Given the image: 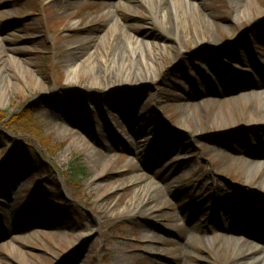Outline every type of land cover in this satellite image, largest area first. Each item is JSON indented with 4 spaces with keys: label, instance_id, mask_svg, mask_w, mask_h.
I'll return each instance as SVG.
<instances>
[{
    "label": "rangeland",
    "instance_id": "374dc122",
    "mask_svg": "<svg viewBox=\"0 0 264 264\" xmlns=\"http://www.w3.org/2000/svg\"><path fill=\"white\" fill-rule=\"evenodd\" d=\"M190 1L226 28L208 27L215 41L199 43L192 11L186 19L189 27L180 34L184 48L176 54L173 38L163 36L147 0H0V77L4 71L14 73V58L44 85L27 88L25 82H32L28 76L0 79V86L11 91L0 102V264L248 260L207 245L206 239L221 226L241 229L245 237L264 245L259 224L264 181L261 172L249 174L244 166L249 154L264 161V149L259 148L264 122L239 112L262 105L257 100L244 104L243 98L248 92H264V0H253L257 17L249 14L231 24L229 0ZM109 10L131 35L140 39L148 33L162 42L165 53L153 78L106 70L101 56L111 52L113 38L121 47L124 42L109 29ZM89 54H96L100 84L93 85L86 73L68 82V62L83 69ZM201 80L207 84L201 86ZM10 81L17 83L15 90ZM206 100L230 105L227 128L199 121V114L208 118L213 112L214 107H205ZM186 103L198 108L185 109ZM133 131L141 134L138 140L132 138ZM12 150L15 156L7 158ZM19 152L40 163L24 172ZM236 156L240 159L232 161ZM72 163L81 165L82 172L73 173ZM137 172L172 186L164 187L168 199L158 201L155 212L128 214L135 189L131 178ZM34 178L44 183L40 186ZM57 191L67 202V221L58 204H44ZM206 194L210 197L203 204ZM226 211H233L232 218ZM192 221L200 225L194 232L189 229ZM147 233L160 238L153 244L160 248L158 254L149 252L150 243L142 237ZM192 235L205 239L185 245Z\"/></svg>",
    "mask_w": 264,
    "mask_h": 264
},
{
    "label": "bare ground",
    "instance_id": "6f19581e",
    "mask_svg": "<svg viewBox=\"0 0 264 264\" xmlns=\"http://www.w3.org/2000/svg\"><path fill=\"white\" fill-rule=\"evenodd\" d=\"M244 0H229V5L233 10V17L232 20L229 19L227 24H231L236 22L238 19L246 17L247 15H253L252 19L257 17V5L253 2V0H249L250 3L246 5L243 2ZM148 8L152 11L153 15L155 16L157 22L161 23V28L163 29V36L165 38H173L174 45L171 46L172 50L175 51L177 54L179 51H182L184 48V40L180 35L182 32L186 31V28L189 27V23L187 22V16L189 13L193 11L195 15H197V26L196 36H200L199 43L208 42L212 43L215 40L213 39V33L209 31L208 27L216 26L219 27V30L223 31L226 26L217 23V21L212 20L210 15L203 11L199 4L193 3L190 0H147ZM246 2V1H245ZM117 9V8H116ZM115 9V10H116ZM114 11V10H113ZM113 11L109 10L107 14V21L109 22V29L115 34L120 35L123 37L124 42L121 44L119 43L117 38H113L111 42L112 50L110 53L104 54L101 56V59L106 62V70L109 73H124L126 75L133 74V72H137L138 74H144L146 78H153V75L157 72V67L159 66V59L164 56V49L162 47V42L154 40V38L149 37L148 33H144L140 36V39L131 35L127 30L122 29L121 25H118V20L115 18ZM131 29L134 28L133 24H130ZM115 36V37H116ZM161 40L164 37L159 36ZM149 38L152 40L150 41ZM205 43V45H208ZM211 46V44L209 45ZM96 54H89L87 58L82 63L83 69H80L81 66L75 65L72 62H68L66 65V75L67 81L73 82L75 79L78 78L80 73L90 74V80L93 85H99L100 83V76L95 68L94 60L96 59ZM175 55V54H174ZM99 57V56H98ZM207 57H205V60ZM11 64L14 65V73L11 74L8 71H4L2 73V77L0 79H9L11 77H19L21 79H25L26 76L30 77L32 80L29 82H25V86L28 88L33 85L36 88H44L43 83H41L33 74V72L27 67L24 62L18 61L17 59L11 58ZM11 74V75H10ZM114 77V76H112ZM114 79V78H112ZM217 80V78H216ZM202 83H199L201 86L207 84L205 80H201ZM9 87L11 90H15L17 85L16 82L10 81ZM0 86V102L5 101L8 97H10L11 91L8 87ZM24 84L18 86L19 90L24 89ZM109 84H107V87ZM262 98V99H261ZM258 101L260 104L259 107L254 105L245 106L244 109L239 110L240 113H245L247 115H255L258 116L257 119L259 123L264 122V92H248L246 93L245 97L243 98V103L247 104L250 101ZM205 107L208 108L209 106L214 107L212 114L206 118L203 114L198 115V119L201 123H206L207 120H211V125H218L220 130L227 128L229 124V117L232 113V110L229 106L224 105L225 100H219L213 104L212 100L205 101ZM212 103V105H210ZM216 105V107H215ZM185 109L189 107L192 110H196L198 106L192 105V103H186L184 105ZM224 108L225 111L222 112ZM63 134L66 131H62ZM141 134L138 132H132V138L134 140H138ZM239 151V150H238ZM227 158L229 155L224 153ZM237 155L239 153H236ZM231 159V158H230ZM240 159V157H233L232 161L236 162ZM245 170L249 174H257L261 172V178L264 181V161H256L254 157H251L249 154L247 156V160L245 162ZM261 181V182H262ZM131 182H134L135 189L133 191V201L130 202L127 206L128 214H149L151 212L157 211L159 208L156 205L158 201L161 199H168L167 195L163 193L164 187L169 188L171 190L172 186L168 184L159 185L157 181L148 180V177L144 176V174L136 173L132 178ZM263 183V182H262ZM171 192V191H170ZM169 192V195L171 194ZM209 194L203 198V204L207 202L209 199ZM225 214H230L229 218H231L232 211H226ZM264 215V211H263ZM200 225L198 222L192 221L189 224V229L191 232L192 230L199 229ZM219 233H215L213 236L206 239L207 245L213 247L217 253H220L222 249L228 252H231L235 258H239L241 256H247L248 260L246 261H239L235 264H264V245L259 246L253 240L250 235L247 237L244 236V233L241 232V229H227L222 228ZM237 232L236 236H231L233 233ZM231 234V235H230ZM194 237L186 238L185 245L194 246V240L198 239H205L204 237H198V235H192ZM142 237L149 241L150 246L148 250L152 254H158L160 250L159 247L154 246L153 244L157 242H161L160 238L152 237L147 234H143ZM249 239V240H248ZM179 250V249H178ZM259 251V252H258ZM258 252L259 254L256 255ZM189 254L188 252H185ZM222 261H224L223 253L219 255Z\"/></svg>",
    "mask_w": 264,
    "mask_h": 264
},
{
    "label": "trees",
    "instance_id": "16d2710c",
    "mask_svg": "<svg viewBox=\"0 0 264 264\" xmlns=\"http://www.w3.org/2000/svg\"><path fill=\"white\" fill-rule=\"evenodd\" d=\"M15 151H11L9 154H8V157L9 158H13L14 156H15ZM19 153H21V154H19ZM19 153H17L18 155H17V159H19L20 161H22V163H23V165L27 168V167H29V166H31L32 165V163H34L35 164V166L36 165H38L40 162L35 158V160L34 159H31L30 158V156L26 153V154H23V152H19ZM28 156V157H27ZM40 157H41V155H40ZM40 160V159H39ZM37 167V166H36ZM71 169H72V171H73V173L75 172H82V167H81V165H77V164H73L72 163V166H71ZM45 172V171H44ZM77 174H79V173H77ZM43 175H46V173L45 174H43ZM43 183H44V181H43ZM56 185L58 186V184L56 183ZM56 185L54 184V186H55V188H56ZM60 188V187H59ZM57 189H58V187H57ZM58 193H56L55 195H54V197L58 200V202L61 204V206L63 205V206H65L64 207V210L62 211V212H69L68 210V205H67V202L62 198V196H61V193H60V191H57Z\"/></svg>",
    "mask_w": 264,
    "mask_h": 264
}]
</instances>
